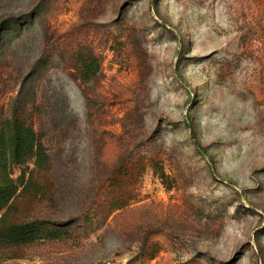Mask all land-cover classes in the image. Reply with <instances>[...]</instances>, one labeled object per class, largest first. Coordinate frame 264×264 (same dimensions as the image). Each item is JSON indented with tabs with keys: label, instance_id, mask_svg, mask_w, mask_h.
<instances>
[{
	"label": "rangeland",
	"instance_id": "374dc122",
	"mask_svg": "<svg viewBox=\"0 0 264 264\" xmlns=\"http://www.w3.org/2000/svg\"><path fill=\"white\" fill-rule=\"evenodd\" d=\"M14 109L20 210L67 235L2 264H264V0H0Z\"/></svg>",
	"mask_w": 264,
	"mask_h": 264
},
{
	"label": "trees",
	"instance_id": "16d2710c",
	"mask_svg": "<svg viewBox=\"0 0 264 264\" xmlns=\"http://www.w3.org/2000/svg\"><path fill=\"white\" fill-rule=\"evenodd\" d=\"M97 70L95 59L81 58L79 71L83 81H89ZM31 159L34 169L29 172L26 182V173L22 172L20 184H17L11 177V167ZM49 169L48 155L37 141L34 130L18 109L12 110L0 130V264L23 258V251L43 241L61 240L67 235V231L58 226L60 224L32 218L29 210H20L19 200L28 187L33 186L34 173ZM32 192L38 201L46 199L44 188Z\"/></svg>",
	"mask_w": 264,
	"mask_h": 264
}]
</instances>
